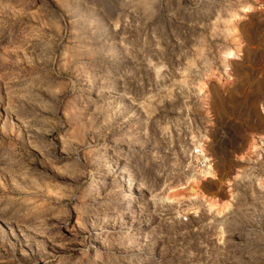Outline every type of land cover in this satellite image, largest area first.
Listing matches in <instances>:
<instances>
[{"label":"rangeland","instance_id":"rangeland-1","mask_svg":"<svg viewBox=\"0 0 264 264\" xmlns=\"http://www.w3.org/2000/svg\"><path fill=\"white\" fill-rule=\"evenodd\" d=\"M0 264H264V0H0Z\"/></svg>","mask_w":264,"mask_h":264},{"label":"built area","instance_id":"built-area-1","mask_svg":"<svg viewBox=\"0 0 264 264\" xmlns=\"http://www.w3.org/2000/svg\"><path fill=\"white\" fill-rule=\"evenodd\" d=\"M210 162L208 157L203 154L201 147L196 148L191 153L189 161L190 178H201L202 174L208 170Z\"/></svg>","mask_w":264,"mask_h":264},{"label":"bare ground","instance_id":"bare-ground-1","mask_svg":"<svg viewBox=\"0 0 264 264\" xmlns=\"http://www.w3.org/2000/svg\"><path fill=\"white\" fill-rule=\"evenodd\" d=\"M204 151H205V153H204V155H206L207 156V154H206V150L204 149ZM208 160H209V162H211V159L208 157ZM212 170H213V166L212 165H210V167L208 168V170H206L203 174H202V176H201V178H188L184 183H187L188 181V186H187V188L189 189L187 192L188 193H191L192 195H194V194H198L199 192H200V190H201V186H202V184H203V181H205V180H207L208 179V174L210 175V173L212 172ZM214 171L215 170H213V173L211 174V175H213L214 174ZM204 175V176H203ZM127 184V183H126ZM128 185H129V183H128ZM129 187V186H128ZM130 187H131V185H130ZM134 194V193H133ZM131 202V201H130ZM208 206H210V208H212V204L211 203H208Z\"/></svg>","mask_w":264,"mask_h":264}]
</instances>
